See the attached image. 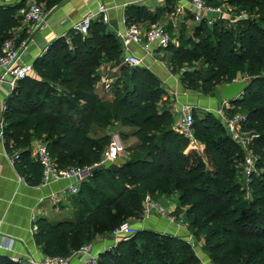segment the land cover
I'll return each instance as SVG.
<instances>
[{
  "label": "trees",
  "instance_id": "16d2710c",
  "mask_svg": "<svg viewBox=\"0 0 264 264\" xmlns=\"http://www.w3.org/2000/svg\"><path fill=\"white\" fill-rule=\"evenodd\" d=\"M34 1L48 12L64 0ZM229 3L250 19L229 27L222 21L201 22L186 39L183 34L191 28L181 24L178 45L160 52L170 74H180L185 90L214 95L219 85L250 79L227 112L232 117L242 113L240 130L259 136L251 146L255 171L246 182L241 179L244 152L216 116L204 112L199 118L193 111L202 154L173 130L175 116L164 100L163 83L149 69L122 66L111 99L94 93L101 64L123 59L118 39L100 21L90 23L86 36L70 29L56 39L35 59L33 73L17 83L5 101L1 138L28 186H39L42 178L40 165L31 159L32 140L47 145L59 169L97 165L111 140L99 132L115 126L128 131L118 133L120 141L134 139L140 152L88 176L71 198L72 219L36 220L34 240L43 255L67 258L128 219L140 221L145 197L158 201L176 194V211L193 237L204 238L211 264H264V0ZM160 15L159 9L152 13L134 5L124 12L126 25L155 24ZM166 28L172 32L171 25ZM10 38L1 37L0 48ZM198 61L200 71L181 72ZM98 257L99 264H201L182 238L145 229ZM0 264L14 263L0 256Z\"/></svg>",
  "mask_w": 264,
  "mask_h": 264
},
{
  "label": "crops",
  "instance_id": "0c3cea01",
  "mask_svg": "<svg viewBox=\"0 0 264 264\" xmlns=\"http://www.w3.org/2000/svg\"><path fill=\"white\" fill-rule=\"evenodd\" d=\"M27 2L28 0H4L3 7L0 8V38L10 36L15 40L16 44L21 39L20 42L26 45V49L21 56L22 65L30 64L32 66L35 59L52 42L64 36L67 31L72 29L75 24L83 20L89 13L96 12L101 4L108 9L110 21L107 29L113 34L123 29L122 20L125 18V9L129 5L145 6L152 13L157 9L161 10L157 23L161 22L166 25L176 23L178 27L181 24H185L188 28H191L193 24L186 0H64L51 11H48L46 22L35 30L31 25L25 23L20 15ZM181 7H183V10L177 12ZM173 14L175 17L171 16ZM136 25L140 28L148 29L154 24L144 22ZM135 51L137 55L141 54L138 50ZM159 57H164L163 52H156V58ZM148 69L157 75L163 83V88L166 91L164 100L172 108L175 116L174 121L177 119L175 107L182 103H188L193 105L195 109H201L210 114L214 113V115L218 107L223 108L221 96L206 97L205 95L185 91L178 79L170 74L164 61L152 63ZM120 76L121 72L119 70L117 79ZM102 79L104 78L102 77ZM102 79L95 85L94 93L100 99L109 100L111 98L102 97V95L107 94L103 91L102 84L104 80ZM3 86L4 88L7 87L5 84L0 85V110L10 95L9 90L3 89ZM229 107L230 105L223 109ZM118 128L120 129L119 132H125L122 128ZM111 130L112 128L99 132V135H109L111 137ZM126 132L128 131L126 130ZM129 140L131 141L130 145H137L134 139L130 138ZM33 142L34 140L30 142L32 160L34 159L32 152ZM68 185V181H60L49 185L28 186L15 170L13 157L5 151L2 138H0V256H5L9 259L14 256L23 259L33 256L36 260H40L43 257L41 250L35 243L34 232L31 229L32 225L39 218H46L50 221L49 217H60L69 209H72L70 205L72 197L66 194ZM53 196H56L57 199H54ZM172 198L169 197V199ZM170 204L172 205L171 202ZM176 207L174 205L175 209ZM143 229L169 234L182 239L186 236L184 231L178 233L166 221L160 222L152 217L143 218L139 226L135 227L136 231ZM182 233L185 235H181ZM10 242L12 248L11 251H8L5 247ZM109 246V241L98 242L95 245V249L100 254L108 250ZM202 260L207 263L210 262L204 256Z\"/></svg>",
  "mask_w": 264,
  "mask_h": 264
},
{
  "label": "built area",
  "instance_id": "2783aa9c",
  "mask_svg": "<svg viewBox=\"0 0 264 264\" xmlns=\"http://www.w3.org/2000/svg\"><path fill=\"white\" fill-rule=\"evenodd\" d=\"M4 0H0V8L3 7ZM189 12L191 14V20L193 26L199 25L201 22H205L208 26H212L214 23L222 21L227 26H233L237 22L246 21L250 17L246 13H235V9L230 5L229 0H222L219 6H212L207 3L206 0H186ZM183 10V7L178 9L177 12ZM234 13V15H233ZM231 14L233 18H231ZM22 20L31 25L33 29H39L45 22L48 16V12H45L43 6L37 5L34 0H28L25 8L21 11ZM175 17V15H171ZM93 21H100L104 25L109 24V13L105 5H99L96 12L89 13L83 20L73 26V30L81 34L87 35L89 25ZM123 29L114 33L118 39L122 52L123 61L125 65L131 68H149L146 63V59L152 60V63L159 62L156 58V52H160L166 49L169 45H175L173 35L175 34L178 26L173 24L172 33L167 31V25L164 23H155L148 29L138 27L136 24L126 25L125 18L122 20ZM65 36V35H64ZM63 37V36H62ZM67 43L69 41L67 40ZM135 48V49H134ZM26 49V45L21 43L17 45L13 38L7 39L3 42L0 48V85L5 84L10 93L13 91L17 83L24 78L30 76L33 73L32 66L30 64H21V56ZM138 50L141 54L137 55ZM112 87L111 80H104L103 89L105 93H109ZM229 105L223 101V106ZM176 121L173 125V130L180 136L188 139L190 144L195 146L200 154L204 150L203 144L197 141L194 137V117L193 111L195 107L188 103H182L175 107ZM5 110V106L0 110V138L2 137V131L4 123L2 120V113ZM217 114L222 120V125L225 129H228V135L231 139L238 144L242 150L247 147L249 151L253 142L259 137L256 133H251L249 139L244 140L239 136L240 123L243 120V116L230 119L226 118L223 108L220 109ZM243 132V131H242ZM33 160L37 162L42 171L41 184L49 185L51 183H57L60 181H68L69 185L66 189V194L69 197H73L78 194L79 189L83 181L90 176L91 167H73L69 169H59L55 166L53 159L50 156L47 145L40 141H34L32 145ZM124 148L118 136H111L109 145L104 150L101 160L97 165H103L105 167L110 166L117 161L121 154H123ZM250 154V153H249ZM14 158V157H13ZM17 157L15 156V159ZM257 158L250 154L249 157L244 158L243 174L247 179L251 173L255 171V163ZM57 199L56 196H53ZM154 213H161L166 215L167 222L171 225L176 232H186V236L183 237L193 249V235L190 231L187 221L179 217H171L167 212L162 211L157 201L151 200L148 196L145 197L142 203V219L148 218ZM32 231L35 232L37 227L32 225ZM136 232L135 229L128 227L127 223L113 230L107 237L102 238L98 242H110L108 248H114L121 240H127ZM180 238V237H179ZM11 242L5 247L6 250L11 251ZM197 252V251H196ZM99 254L95 249L94 243H86L80 247L79 250L71 254L67 258L61 257H48L43 255L40 260H36L33 256L25 259L20 257H11L10 261L14 264H99ZM201 264H211L201 260Z\"/></svg>",
  "mask_w": 264,
  "mask_h": 264
},
{
  "label": "rangeland",
  "instance_id": "374dc122",
  "mask_svg": "<svg viewBox=\"0 0 264 264\" xmlns=\"http://www.w3.org/2000/svg\"><path fill=\"white\" fill-rule=\"evenodd\" d=\"M209 3H211L212 6H219L222 3V0H209ZM235 13L238 14L236 11H235ZM233 15H234V13H233ZM233 15L231 14V18H233ZM186 27L187 26L185 25V28ZM191 34H192V28L189 29L188 31L186 30L185 33L183 34L184 39L188 38ZM180 37H181V34H180L179 31L178 32H175V34L173 35V38L175 40L176 45H178V42H179L178 39H180ZM157 59L159 61H165L166 60L165 57H159ZM151 62H152V60L146 59V63H147L148 66H151L152 65ZM122 66L127 67V65H125L123 59H122V61L120 63H117L115 61H112V62L107 63V62L104 61L101 64V67H100V69H99V71H98L97 74L100 76V79H102V77H103L104 79H102V80H111L112 81V84H113L116 81L117 76H118V72H119V70H120V68ZM202 66H203L202 61H198V62L194 63L191 66H183L182 69H181V72L187 71V72L193 73V72H195V70H199L200 71V69L202 68ZM173 77H176L178 79L180 77V74H177V75L175 74V75H173ZM239 80H241V79H239ZM5 88L7 90H9V88H7V87H5ZM5 88L3 86V89H5ZM185 91H187V92L191 91L194 94H201L200 92H198V90H189L188 89V90H185ZM201 95H203V94H201ZM214 95H216L218 97L220 96L218 92H216ZM211 96H213V95H207L206 97H211ZM102 97H104V98H107V97L111 98V92L107 93L104 96L102 95ZM224 107L226 108V105L223 106V108ZM229 108L223 109V111L225 112L226 118L232 119L234 117L229 116L227 114V112L231 110V109L229 110ZM220 109H222V108H219L218 107L217 110H215V115H214V113L212 115L216 116L220 120V122L222 124V120L219 118V115L217 114V111H219ZM196 110L198 112L195 111L194 114L197 117L202 118L203 117V114L202 113H204L205 111H203L201 109H196ZM241 116H243L242 113H239L235 117H241ZM174 123H175V121H174ZM123 130H125V132H126V129H123ZM225 130H226L227 133H229L228 129H225ZM119 131H120V129L118 127H113L112 130L110 131V135L111 136H118ZM251 133H253V132L252 131L242 132L241 130H239V136L241 138H243L244 140L249 139V136L251 135ZM118 138H119V136H118ZM130 142H131L130 140L122 141L121 142L122 143V146L124 148L123 154H121L120 158L117 161H115L114 163H112L110 166H107V167H116V166H119V165L123 164L124 162H126L128 159L134 158V157L140 155V152L135 148V147H137V145H133V144L130 145ZM130 149H132V150H130ZM245 150H248V151H244L243 150L244 157L245 156L246 157H249L250 154H252L254 157H256L254 155V153L252 152V150L249 151V148L248 147ZM243 168H244V164H243V167H242V170H241V179H243V182L244 181L246 182L245 175L243 174V171H244ZM244 185L245 184L243 183V187H244ZM170 202L172 203V205L170 204ZM158 204L161 207L163 213L164 212H167L169 214V216H171V217H179V216H181V217L184 218V216L181 215V213H177V211H176L177 210V207H176V209L174 208V205H176V206L178 205L177 195L176 194L173 196L172 199H169V197L161 198V201H159ZM70 205H71V208L72 209H69V211L65 212L60 217H57V218L56 217H54V218L53 217H49L50 221L54 223V222H58V221H62V220L72 219V216L74 214V208L72 206V203ZM63 209H65V208H63ZM150 217H152L153 219L158 220L160 222H163V221L165 222L166 221V223L169 225V223L167 222V219H166V215L165 214L154 213V214L150 215L149 218ZM141 220H142V218H141ZM161 220H163V221H161ZM140 221L130 218V219H128L126 221V223H127L128 227L135 229L136 226H139ZM184 233L187 234L186 232H184ZM185 234L182 233L181 235H185ZM99 240H103V239H101V238L95 239L94 241H92V243H94V245H97ZM101 242H103V241H101ZM193 242H194V248L195 249H193V248L192 249L195 251V254H196L197 258L199 259V261L201 262V260L203 259V256L207 260H209L208 257H207V255L204 252V247H205L204 238L203 237H198V238L193 237Z\"/></svg>",
  "mask_w": 264,
  "mask_h": 264
},
{
  "label": "water",
  "instance_id": "95a60500",
  "mask_svg": "<svg viewBox=\"0 0 264 264\" xmlns=\"http://www.w3.org/2000/svg\"><path fill=\"white\" fill-rule=\"evenodd\" d=\"M256 21V19H254ZM250 79L245 78L233 81L231 84H222L217 87V92L224 102L231 103L236 100L249 86ZM1 117V116H0ZM106 167L103 165H95L90 170V176L102 171Z\"/></svg>",
  "mask_w": 264,
  "mask_h": 264
}]
</instances>
